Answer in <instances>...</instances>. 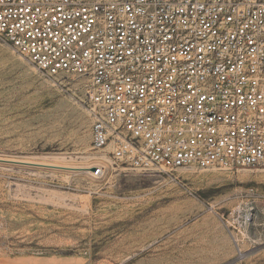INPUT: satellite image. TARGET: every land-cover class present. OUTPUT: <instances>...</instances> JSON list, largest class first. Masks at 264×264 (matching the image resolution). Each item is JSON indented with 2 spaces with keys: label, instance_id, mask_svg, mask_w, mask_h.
Wrapping results in <instances>:
<instances>
[{
  "label": "built area",
  "instance_id": "built-area-1",
  "mask_svg": "<svg viewBox=\"0 0 264 264\" xmlns=\"http://www.w3.org/2000/svg\"><path fill=\"white\" fill-rule=\"evenodd\" d=\"M0 40L86 80L113 168H264V0H0Z\"/></svg>",
  "mask_w": 264,
  "mask_h": 264
},
{
  "label": "rangeland",
  "instance_id": "rangeland-1",
  "mask_svg": "<svg viewBox=\"0 0 264 264\" xmlns=\"http://www.w3.org/2000/svg\"><path fill=\"white\" fill-rule=\"evenodd\" d=\"M85 83L0 40V264H264V168L93 177Z\"/></svg>",
  "mask_w": 264,
  "mask_h": 264
},
{
  "label": "bare ground",
  "instance_id": "bare-ground-1",
  "mask_svg": "<svg viewBox=\"0 0 264 264\" xmlns=\"http://www.w3.org/2000/svg\"><path fill=\"white\" fill-rule=\"evenodd\" d=\"M86 158H87V159H91V158H93V160H95L94 163H96V164L99 165L100 167H103V168H104V171H106V172H107V170L109 169V166L113 168L112 164H111V163L109 164L110 160L108 159V157H107L106 154H102V153H100V154H97V155H94V156H92V155H87ZM106 163H108L109 165L106 164ZM86 164H87V163H86ZM86 164H85V165H86ZM93 165H94V164H93ZM93 165H92V163H88L86 166H84V167H82V168L85 169V172H86L87 174H90L91 176L95 177V176L93 175V171H91V168H92ZM91 176H90V177H91Z\"/></svg>",
  "mask_w": 264,
  "mask_h": 264
}]
</instances>
